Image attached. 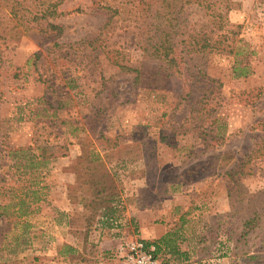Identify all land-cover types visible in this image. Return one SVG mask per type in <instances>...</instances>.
Returning a JSON list of instances; mask_svg holds the SVG:
<instances>
[{"label":"rangeland","instance_id":"1","mask_svg":"<svg viewBox=\"0 0 264 264\" xmlns=\"http://www.w3.org/2000/svg\"><path fill=\"white\" fill-rule=\"evenodd\" d=\"M52 1L65 29L52 42L61 48L22 28L0 42V204L27 192L31 211L19 216L11 204L0 218V264H47L49 219L63 220L53 204L65 196L69 223L82 234L107 216L122 224L114 264L128 240L155 248L158 264H264V203L252 196L264 194V0H230L225 31L240 54H191L184 77L162 89L135 85L117 67L153 64L135 46L133 15L106 14L105 5L121 0ZM84 39L92 44L75 51ZM244 66L249 75L234 77ZM198 72L202 83L189 81ZM200 99L201 112L190 115ZM201 118L221 136L208 148L209 134H183ZM37 189L40 200L31 203ZM142 210L152 215L141 225ZM253 210L261 217L244 229ZM156 248L167 254L156 256Z\"/></svg>","mask_w":264,"mask_h":264},{"label":"trees","instance_id":"2","mask_svg":"<svg viewBox=\"0 0 264 264\" xmlns=\"http://www.w3.org/2000/svg\"><path fill=\"white\" fill-rule=\"evenodd\" d=\"M58 5V2H53L52 0H0V42L2 45L13 40L14 31L18 28H22L21 31L25 35L30 32L36 33L41 35L44 40H49L50 42L63 36L65 29L58 22V19L62 16V13L57 11ZM231 5L232 2L230 0H121L115 7L105 5L104 10L108 15L109 13L118 14L121 10L128 11L133 15L132 22L136 31L135 46L144 54V59L151 63L153 62V64L148 66L145 63H141L137 69L122 64H118L117 67L123 72L132 74L135 85L140 84L152 89H162V85L169 78L184 77L187 65L186 57L191 54H240L239 48L236 49L235 45H232L234 40L229 39L227 36L228 32L225 31L224 15L232 9ZM198 12L204 14L205 22L196 23L191 20V15ZM110 19L111 16L101 28L102 31L108 27ZM81 44H84V46L87 44L91 45L92 40L87 41L84 39L71 46L75 51H78ZM51 45L61 48L57 42H52ZM117 53L120 54V52ZM33 58L37 62L40 59V54H35ZM233 75L236 78L246 77L249 72L245 66L236 67L233 69ZM192 76L190 75L191 80L189 81L194 84H200L202 83L201 79L206 78L204 75L202 77L200 72ZM206 99L208 102V98ZM201 101L200 99L196 107H192L190 115H199L201 112V109H199ZM203 120L200 121V125L196 124L191 129L187 128L183 134L186 135L191 132L199 137L203 133L205 135L209 134V140L204 142L205 148H208L211 143L218 142L221 136H219L218 127L215 130L212 127L213 123L209 127L204 128L201 125L204 122ZM179 128L175 131H178ZM20 151L23 150L21 149ZM256 153L257 150L252 152V155ZM262 156L264 154L259 157ZM83 157H86L85 160H87L86 154H82L80 160ZM37 163L42 164V161L37 159ZM36 164L31 161L30 166L35 167ZM11 190L12 188H7V191ZM252 196H261L263 198L261 202L264 203L263 192H256ZM27 197L29 195L26 192L16 203L10 201L8 204H0V218L5 217L6 211L11 204L17 206L19 216L29 214L30 204L25 200ZM14 198L16 199V196ZM31 198V203L40 200L38 189L31 192ZM112 199L113 197L111 196L109 200H104L102 203H111ZM231 214L229 213L226 216L234 215ZM259 216L261 217V214L253 210L251 218L244 222L241 221L244 229L253 228ZM245 234L242 233L241 237L244 238ZM165 238L162 240L163 243L173 248L171 241Z\"/></svg>","mask_w":264,"mask_h":264},{"label":"crops","instance_id":"3","mask_svg":"<svg viewBox=\"0 0 264 264\" xmlns=\"http://www.w3.org/2000/svg\"><path fill=\"white\" fill-rule=\"evenodd\" d=\"M65 197L63 200H56L53 204L58 209V214L63 220L58 222L55 217L49 219V222H51L50 226L53 228H51V232L49 231L51 234L47 233V235H51L48 236L50 243L46 245L44 249L46 251L43 253L46 255L47 264H114V260L111 257L114 246L117 241L119 242L120 236L118 232L122 229V224L119 222V224L114 225L111 221L112 219L108 220L107 216L105 222L101 219L100 222L96 223L95 231L91 232L89 236L86 233L82 234L81 228L75 229L69 223L72 205H70L69 199ZM113 210L116 211V208ZM110 211L113 212L112 210ZM148 213L152 215L149 210L137 212L136 217L139 224L146 222L145 218L147 217L145 216ZM92 233L97 235L95 242L91 240ZM166 254V251L162 248H157L155 252L156 256L162 255L163 257ZM38 255L40 254L38 253ZM43 257L45 256H41V258Z\"/></svg>","mask_w":264,"mask_h":264},{"label":"built area","instance_id":"4","mask_svg":"<svg viewBox=\"0 0 264 264\" xmlns=\"http://www.w3.org/2000/svg\"><path fill=\"white\" fill-rule=\"evenodd\" d=\"M155 248L147 247L141 240H128L119 246L122 264H158L154 258Z\"/></svg>","mask_w":264,"mask_h":264}]
</instances>
